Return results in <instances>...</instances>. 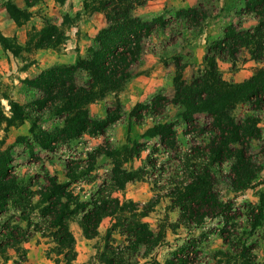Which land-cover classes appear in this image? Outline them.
Listing matches in <instances>:
<instances>
[{"label": "trees", "instance_id": "1", "mask_svg": "<svg viewBox=\"0 0 264 264\" xmlns=\"http://www.w3.org/2000/svg\"><path fill=\"white\" fill-rule=\"evenodd\" d=\"M25 1L28 6H32L41 0ZM147 1L92 0L91 4V1L85 0L86 11L103 12L107 20V25L97 32L94 44L89 47V54L79 55L74 63L51 66L34 77L22 79L29 87L40 90L49 104L48 108L63 120L62 127L55 131L40 129L36 133L35 125L31 127V132L36 135L43 149L50 151L56 139L71 141L88 132L105 131L109 118L93 117L88 104L122 90L131 78L126 63L139 56L141 42L153 32L152 23L134 13L137 6ZM242 2L244 13L252 15L256 23L246 28L240 24L227 26L222 37L214 42L205 55L203 67L190 84L183 76L181 65L176 64L173 82L177 97L185 106L180 118L185 123L186 131L205 132L196 119L199 114H211L214 119L215 138L207 144L200 143L190 148L187 145L184 148L180 161L186 179L171 181L168 187L171 205L180 211V222L190 226L198 227L207 218L216 216H222L229 226L235 218L230 215V212L236 211L233 203L223 200L213 188L215 170L225 161L232 162L233 181L237 189L254 185L252 175L255 165L251 156L247 155L243 141L259 137L258 119L248 115L243 120H237L232 111L240 104L264 110V67L249 78L235 83L222 76L218 64L220 59L237 61L243 52L254 61H264V0ZM5 7L19 26L33 16L14 0H6ZM184 13L182 16L193 15L197 19L198 13L194 8ZM69 16L65 17L66 20H69ZM63 23L66 21L63 20L59 25L46 20L35 35V46L57 48L64 44L68 35L61 26ZM34 37H29L25 44H21L16 36H7L0 28V44L15 55L33 42ZM77 73L85 74V81L80 84L74 80ZM164 100H168L167 97L159 95L148 104L138 103L133 113L141 116L139 113L144 109L157 113L162 105L166 106L161 103ZM42 101L39 97L33 102L42 104ZM9 104L13 123H23L30 116L26 104L12 99H9ZM9 119L0 104V129ZM178 134L177 123L174 121L156 120L146 130L144 137L158 141L148 155V167L159 170V159L153 153L160 148L181 152ZM141 144L136 141L133 145L126 144L110 152L114 164L113 174L105 178L103 184L86 198H82L71 186L79 179L77 164L68 166L69 181L59 182L55 177L52 181L40 183L37 189L24 187L13 170L12 155L9 152L0 153V261H8L12 252H15L18 254L15 261L23 263L28 254L25 243L40 235L47 243L53 244L47 250V255L54 258V264H75L79 252L71 221H78L86 238H95L99 235L102 220L110 217L113 221L107 230L104 246L97 253L99 264H143L141 258L147 256L145 251H153L165 243V226L154 228L145 219L153 211V204H140L115 195L128 182L140 179L145 175L144 172H148V167L135 170L123 167L125 162L140 155L144 149ZM90 157L95 160L97 155L91 154ZM94 169V162H91L87 172ZM155 182L158 185L160 181ZM250 219L252 230L262 226L264 195L253 207ZM115 232L123 238L122 243H118ZM246 233L249 231L244 229L243 234ZM229 235V230L224 227L222 237L226 243L229 242ZM194 246L191 240L184 242L176 247L163 264H194L195 259L191 256ZM253 249L249 252L243 246L240 253L231 259L232 264H260Z\"/></svg>", "mask_w": 264, "mask_h": 264}, {"label": "rangeland", "instance_id": "2", "mask_svg": "<svg viewBox=\"0 0 264 264\" xmlns=\"http://www.w3.org/2000/svg\"><path fill=\"white\" fill-rule=\"evenodd\" d=\"M5 1L0 0L4 4ZM89 1L93 4L92 0ZM65 2L66 0H41L36 8L29 10L35 17L30 18L33 24L28 32L29 37H34L45 25L46 20L59 25L63 20L66 21L61 26L67 32L90 14L89 10L86 11L85 0H69L67 4ZM192 8L197 10V19H194L193 15L182 16L186 14L184 13L186 10ZM134 13L150 21L153 32L141 42L139 56L126 63L132 76L123 89L88 104L93 117L109 118L105 131L88 132L71 141L56 139L50 151L40 146L36 135L31 132V127L35 125L36 133L40 129L55 131L62 127L63 120L48 108L49 104L46 103L43 93L29 87L22 79L34 77L51 66L74 63L79 55L75 58L73 54L70 55L67 49L68 41L57 48L37 47L35 46L37 36L18 55L4 49L0 44V104L10 118L0 129V153L9 152L12 155L13 170L18 174L24 187L32 186L37 189L40 183H47L55 177L59 182L69 181L68 166L77 164L79 179L71 186L82 198H86L103 184L105 178L113 174L114 164L110 152L139 141L144 147L143 151L139 156L135 155L125 162L123 167L134 170L140 167L146 169L148 155L158 141L148 139L143 134L156 120L174 121L179 131L181 152L160 148L153 153V156L159 159L157 166L159 170L155 171L149 166L146 170L148 172L143 170L145 175L142 178L128 182L123 190L115 192L121 199L133 200L140 204H153V211L145 219L154 228L159 225L165 226V243L153 251L144 250L147 256L141 258V262L163 264L176 247L191 240L195 244L191 249L194 264H232L235 255L240 253L243 246L247 247L249 252L254 248L253 254L260 264H264V221L256 230L250 227L253 207L264 195V110L240 104L232 111L237 120H243L248 115L256 117L260 132L257 139L248 138L243 141L247 155L251 156L255 165L252 187L240 190L235 187L231 161H225L215 170L214 191L223 200L231 201L236 209L230 212L235 218L230 221L229 226L222 216L207 218L204 224L198 227L181 223L180 211L172 207L167 193L171 181L186 179L180 161L184 148L187 145L190 148L200 143L207 144L215 138L214 119L211 114L196 116L205 129L204 133L186 131L185 123L180 118L185 106L178 99L173 82L176 64L181 65L183 76L190 84L203 67L205 55L214 42L222 37L227 26L240 24L246 28L256 23V20L252 15L244 13L242 0H149L137 6ZM77 14L78 17L75 18ZM6 15L9 16L8 13ZM67 15H70L69 20L65 18ZM0 18L3 25L6 19L3 20L2 15ZM5 27L6 25H4L6 32H9V28ZM80 45V48H77L78 53L83 48L84 56H87L92 44ZM218 64L222 76L235 83L249 78L264 67V61H254L245 52L238 56L237 61L220 59ZM74 80L82 83L85 81V74L77 73ZM159 95L166 96L168 100L161 101L166 106L162 105L157 113L148 112L146 109L139 113L141 116L133 113L138 103L148 104ZM39 97L44 100L42 104L33 102ZM9 99L28 106L30 116L23 123L12 122ZM91 154L97 155L95 160L90 157ZM91 162H94L95 169L87 172ZM157 180L160 181L158 185L155 182ZM112 221L110 217L102 220L99 235L93 241L96 252L92 257L84 258L87 260L77 264H99L97 253L104 246L105 236ZM76 223L77 220L71 221V228L72 224ZM224 227L230 232L227 243L222 237ZM244 229L249 233L243 234ZM72 230L76 234V228ZM114 235L118 243L123 242L118 233L115 232ZM52 246L53 244L47 243V250ZM80 246L82 250L85 248L82 243ZM14 257L18 259V254L12 252L11 258L15 259ZM50 259L54 262V258Z\"/></svg>", "mask_w": 264, "mask_h": 264}, {"label": "crops", "instance_id": "3", "mask_svg": "<svg viewBox=\"0 0 264 264\" xmlns=\"http://www.w3.org/2000/svg\"><path fill=\"white\" fill-rule=\"evenodd\" d=\"M20 7L27 8L28 10H33L38 6V4L28 6L26 4L25 0H14ZM69 0H66V4ZM7 10L5 7V4L3 2H0V15L3 16V25L0 18V28L3 31V33L7 36H16L18 37V40L21 44H25L28 39L29 30L32 29L33 22L31 19L25 22L23 25L19 26L17 25L14 20L6 15ZM6 15V16H5ZM32 18H35L32 16ZM4 25H6L5 28H9V32H6V29H4ZM97 27H96V26ZM107 25V20L105 17V14L103 12H95L91 13L87 16V18H84L82 21L77 22L74 24L69 31H67L68 35V52L70 55L73 54V57L75 58L78 55L84 56L83 48L80 50V53H78L77 48H80L81 44H86V46H90L94 42V38L97 34V32L105 27ZM96 27V28H95ZM88 32V33H87ZM79 44V45H78ZM84 46V45H83ZM73 58V59H74ZM72 228H76V234L75 237L77 239V249H78V258L75 261V264L77 262H84L87 259L84 258H90L93 256L95 246L93 244L94 239L96 238H86L83 234L82 228L78 223L75 225L72 224ZM40 239V240H39ZM44 238H41L40 235H36L33 239L25 243V247L28 249L27 254V260L23 263L16 262V257L10 258L8 261L3 262L0 261V264H54V262L46 255L47 250V243L44 241ZM80 243H82L85 248L82 250ZM82 258V259H81Z\"/></svg>", "mask_w": 264, "mask_h": 264}]
</instances>
